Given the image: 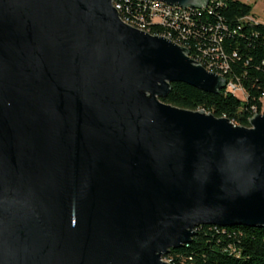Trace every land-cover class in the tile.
<instances>
[{"label":"water","instance_id":"95a60500","mask_svg":"<svg viewBox=\"0 0 264 264\" xmlns=\"http://www.w3.org/2000/svg\"><path fill=\"white\" fill-rule=\"evenodd\" d=\"M112 1L0 0V264H170L199 225L264 226V114L163 102L226 79Z\"/></svg>","mask_w":264,"mask_h":264},{"label":"trees","instance_id":"16d2710c","mask_svg":"<svg viewBox=\"0 0 264 264\" xmlns=\"http://www.w3.org/2000/svg\"><path fill=\"white\" fill-rule=\"evenodd\" d=\"M252 6L241 0L211 1L193 10L190 33L185 42L191 56L204 63L218 51L202 56V49L220 38L219 55L213 70L227 82L237 86L241 94L228 87L210 93L183 82H172L163 102L191 109L204 110L216 117H226L234 124L249 126L256 113L264 114V23L251 19ZM164 28L154 26L151 33L163 34ZM213 44V45H212ZM225 62L223 72L219 63ZM171 264H264V226L217 227L199 225L191 241L164 256Z\"/></svg>","mask_w":264,"mask_h":264},{"label":"built area","instance_id":"2783aa9c","mask_svg":"<svg viewBox=\"0 0 264 264\" xmlns=\"http://www.w3.org/2000/svg\"><path fill=\"white\" fill-rule=\"evenodd\" d=\"M211 1L219 2L221 0H209V3ZM112 5L116 9L120 19L124 23L153 35L165 36L174 43L187 48L189 51V46L186 45L185 42V36L191 31V14L193 10L200 8H183L177 5L168 4L160 0H113ZM154 26H160L164 28L165 31L163 32V34L151 33ZM219 40L220 38L214 36L212 42L213 44L216 43V45L212 44L213 46H211L210 48L206 47L205 49H202L203 57L204 55H207L209 51H218V53H215V56L207 59V63H204L199 57L196 58L191 56L190 51L189 56L197 63H200L206 70L223 76L220 72H216L213 70L214 65L218 63L217 59L219 55L224 58L223 53L220 51V48L218 46ZM226 68L227 65L224 61L219 63L218 69H222V71L224 72ZM226 87H228V89H230L231 91L239 89L237 86H235V84L231 82L228 83L227 80ZM163 259L170 263V261L165 259L164 257Z\"/></svg>","mask_w":264,"mask_h":264},{"label":"rangeland","instance_id":"374dc122","mask_svg":"<svg viewBox=\"0 0 264 264\" xmlns=\"http://www.w3.org/2000/svg\"><path fill=\"white\" fill-rule=\"evenodd\" d=\"M245 3H248L252 6L251 16L250 18L255 20L256 22L264 23V0H241ZM237 94H241L240 89L235 90Z\"/></svg>","mask_w":264,"mask_h":264}]
</instances>
